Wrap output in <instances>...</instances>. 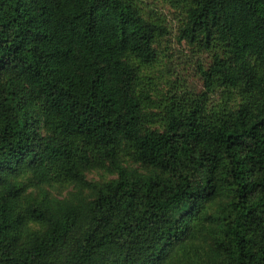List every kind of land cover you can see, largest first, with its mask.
Masks as SVG:
<instances>
[{"label":"trees","instance_id":"16d2710c","mask_svg":"<svg viewBox=\"0 0 264 264\" xmlns=\"http://www.w3.org/2000/svg\"><path fill=\"white\" fill-rule=\"evenodd\" d=\"M159 2L200 91L142 0H0V264H264V0Z\"/></svg>","mask_w":264,"mask_h":264},{"label":"rangeland","instance_id":"374dc122","mask_svg":"<svg viewBox=\"0 0 264 264\" xmlns=\"http://www.w3.org/2000/svg\"><path fill=\"white\" fill-rule=\"evenodd\" d=\"M148 8L158 9L166 16L170 33L158 45L159 59L158 64L152 69L155 82L159 87L166 85L182 86L191 91H200L202 82L197 72V59L208 62L206 55L197 56L191 52V47L184 41L177 40V21L176 10L172 9L159 0H142ZM91 180L102 181L111 176L103 174L100 171H94L87 174ZM71 187L68 184L63 186L56 185L55 188L45 187L53 195H64Z\"/></svg>","mask_w":264,"mask_h":264}]
</instances>
